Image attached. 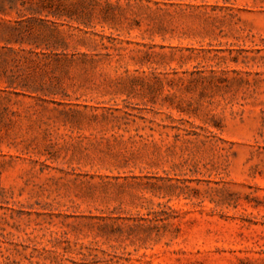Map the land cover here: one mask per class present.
<instances>
[{"label": "rangeland", "instance_id": "374dc122", "mask_svg": "<svg viewBox=\"0 0 264 264\" xmlns=\"http://www.w3.org/2000/svg\"><path fill=\"white\" fill-rule=\"evenodd\" d=\"M40 18L0 49V264H264V0Z\"/></svg>", "mask_w": 264, "mask_h": 264}, {"label": "trees", "instance_id": "16d2710c", "mask_svg": "<svg viewBox=\"0 0 264 264\" xmlns=\"http://www.w3.org/2000/svg\"><path fill=\"white\" fill-rule=\"evenodd\" d=\"M48 3L51 4L52 0H0V44H3L0 49L12 51L15 45L24 51V46H29L27 51L36 53L40 38L37 26L47 21L40 18L41 9ZM12 13L15 18L3 17Z\"/></svg>", "mask_w": 264, "mask_h": 264}]
</instances>
